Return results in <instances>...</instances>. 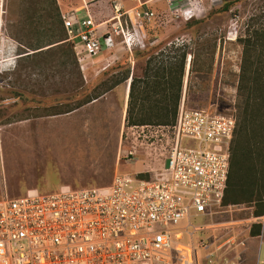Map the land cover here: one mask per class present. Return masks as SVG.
Returning a JSON list of instances; mask_svg holds the SVG:
<instances>
[{"label": "rangeland", "instance_id": "obj_1", "mask_svg": "<svg viewBox=\"0 0 264 264\" xmlns=\"http://www.w3.org/2000/svg\"><path fill=\"white\" fill-rule=\"evenodd\" d=\"M225 3L203 0V11L181 17L156 0L151 6L155 18L137 27L138 41L130 36L128 46L119 37L114 49L103 48L90 58L66 42L62 27L53 39L41 35L39 40L64 39L66 44L32 51L25 42L35 41L34 31L44 34L52 22L49 0H6L7 33L13 42L7 44L8 53L15 60L1 65L0 74V199H17L32 189L50 193L61 186L103 187L117 174L154 175L165 151L146 145L139 127L125 122L130 77H140L150 57L159 60L185 52L180 101L189 109L235 117L240 39L264 10V0ZM135 5L131 2L124 10ZM125 72L128 81L107 92L105 88ZM96 93L102 95L83 105ZM250 207H223L209 219L195 218L191 223L213 225L221 242L245 240L243 264H256L264 248L254 236L245 237ZM210 235L195 233L193 239ZM183 243L189 244L188 238Z\"/></svg>", "mask_w": 264, "mask_h": 264}, {"label": "built area", "instance_id": "obj_2", "mask_svg": "<svg viewBox=\"0 0 264 264\" xmlns=\"http://www.w3.org/2000/svg\"><path fill=\"white\" fill-rule=\"evenodd\" d=\"M128 1L137 5L124 10L115 4L113 17L102 22L88 14L80 19L62 15L66 42L91 58L112 49L119 37L128 46L130 36L138 41V25L155 14L139 0ZM202 2L167 0L170 12L181 17L203 11ZM5 6L6 0H0V74L1 65L15 60L6 45L13 42ZM138 127L146 145L165 151L154 175L117 174L103 187L61 186L50 193L28 190L17 199L2 196L0 264H243L245 240L221 242L213 225L191 223L223 208L234 116L189 109L182 100L174 124L131 128ZM262 204L260 216L250 207L244 231L247 239L252 226H258L254 237L264 248V195ZM207 231L210 236L194 242L195 233ZM261 252L256 264H264Z\"/></svg>", "mask_w": 264, "mask_h": 264}, {"label": "trees", "instance_id": "obj_3", "mask_svg": "<svg viewBox=\"0 0 264 264\" xmlns=\"http://www.w3.org/2000/svg\"><path fill=\"white\" fill-rule=\"evenodd\" d=\"M225 1L222 0V3ZM49 2L54 14L53 17L48 16V19L52 22L47 24L44 34L40 30L34 31L35 41L25 42L37 53H41L45 47L47 49L44 51H47L56 47L55 44H66L62 42L64 39L56 42L39 40L41 35L53 39L55 32L58 33V28L62 27L56 1ZM224 7L227 9L228 4L225 3ZM246 33V36L240 39L242 54L236 87L235 130L222 205H252L253 215L260 216L263 212L264 195V10L252 19ZM161 56L162 54L159 57ZM185 58V52L178 56H162L159 60L150 57L142 75L130 77L125 116L128 126L174 124L181 96ZM128 79L129 72H125L122 78L112 82L105 90L108 92L126 83ZM101 95L94 94L83 105L97 100ZM148 122L154 124H147ZM259 232L258 226H252L250 235L257 236Z\"/></svg>", "mask_w": 264, "mask_h": 264}, {"label": "crops", "instance_id": "obj_4", "mask_svg": "<svg viewBox=\"0 0 264 264\" xmlns=\"http://www.w3.org/2000/svg\"><path fill=\"white\" fill-rule=\"evenodd\" d=\"M60 15L70 14L76 18H84L87 14L90 15L96 22L105 21L113 17L112 6L127 7L131 4L125 0H55ZM151 8L156 0H139ZM167 4V0H163ZM174 1V0H173ZM168 5V4H167ZM152 9V8H151ZM169 9V8H168ZM7 45V44H6ZM118 44L112 48L114 49ZM8 46V45H7ZM107 50V49H106ZM111 51V49H108Z\"/></svg>", "mask_w": 264, "mask_h": 264}, {"label": "bare ground", "instance_id": "obj_5", "mask_svg": "<svg viewBox=\"0 0 264 264\" xmlns=\"http://www.w3.org/2000/svg\"><path fill=\"white\" fill-rule=\"evenodd\" d=\"M128 40H130V39H128ZM128 40H127V42H128ZM131 41V40H130Z\"/></svg>", "mask_w": 264, "mask_h": 264}]
</instances>
